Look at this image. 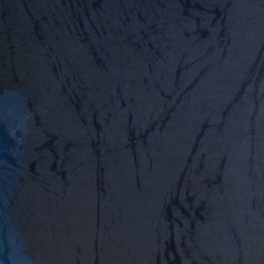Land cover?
Returning <instances> with one entry per match:
<instances>
[{
	"label": "water",
	"instance_id": "1",
	"mask_svg": "<svg viewBox=\"0 0 264 264\" xmlns=\"http://www.w3.org/2000/svg\"><path fill=\"white\" fill-rule=\"evenodd\" d=\"M0 264H264V0H0Z\"/></svg>",
	"mask_w": 264,
	"mask_h": 264
}]
</instances>
